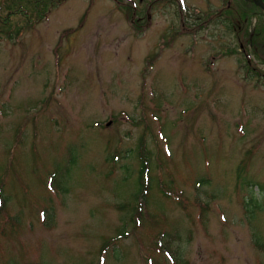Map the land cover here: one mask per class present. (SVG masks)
Segmentation results:
<instances>
[{"label": "rangeland", "instance_id": "obj_1", "mask_svg": "<svg viewBox=\"0 0 264 264\" xmlns=\"http://www.w3.org/2000/svg\"><path fill=\"white\" fill-rule=\"evenodd\" d=\"M258 8L0 0V264H264Z\"/></svg>", "mask_w": 264, "mask_h": 264}, {"label": "trees", "instance_id": "obj_2", "mask_svg": "<svg viewBox=\"0 0 264 264\" xmlns=\"http://www.w3.org/2000/svg\"><path fill=\"white\" fill-rule=\"evenodd\" d=\"M264 1V0H263ZM227 6L226 7H224L225 8V10H229V9H232L234 6H230L229 7V5H230V3H227L226 4ZM236 5V4H235ZM239 6L237 5V8H238ZM240 9V8H239ZM225 10H223L222 9V11L220 10V11H216V13L217 12H219V13H217L215 16H213V17H217V19H219V15L220 16H223V14L224 15H226V12H225ZM242 10V9H241ZM258 10L260 11V13H262L263 14V16H264V10H262V9H260V8H258ZM45 13H46V11H44ZM249 13V12H248ZM46 14H44V16H45ZM241 16V18H243V27L245 28L246 27V25H247V22H248V20H247V18L249 17L248 15H245V14H243V15H240ZM259 19H261V18H259ZM206 20H203V21H201V22H199V23H193V25L196 27V28H198V29H202V28H204V26L203 25H205L206 24ZM236 22H237V24L239 25L240 23V21L239 20H236ZM262 31V30H261ZM261 31L260 32H257V31H254V36L255 35H258V34H260L261 33ZM252 35V34H251ZM250 35V39H249V41L248 42H251L252 44H253V35L251 36ZM241 36H242V34H241ZM240 48H242L243 49V52H244V58H245V60H246V62L247 63H249V60H251V58L253 57V55H251L250 53H248L247 52V50H249L250 48L249 47H244L243 45H240ZM246 52V53H245ZM264 64V63H263ZM250 68L248 67V69L246 70V78H249V74H250ZM257 77L259 78V76L257 75ZM138 153H139V158H140V164H141V166H140V173H139V180H138V184H137V188H136V190H135V193H134V195H135V198H137V197H140L141 199H140V202H142V200L144 199V198H146V196H147V194H148V190L151 188V184H150V178H149V176H148V167H147V164H146V159H145V156L146 155H148L149 153L144 149V147H143V145H142V142L140 143V145H139V148H138ZM69 154H71V152L69 151ZM55 176V177H54ZM54 176H52V179L50 180V183H49V186H46V189L49 191V192H53V193H64V192H66V182L68 181V179H69V176H70V170H69V168L68 167H63V170L59 173V176H58V178L56 179V174L54 175ZM55 180H56V185H55ZM204 181H206V180H201L200 182H198L197 183V187H199L200 186V184L201 183H204ZM54 185H55V187H54ZM160 185H162V184H160ZM161 188V187H160ZM169 195H171V194H169ZM5 201V199H3V201H2V206L1 207H3V202ZM141 206V205H140ZM121 207H123V206H121ZM135 210V209H134ZM142 209L140 208L139 209V211H141ZM137 221V223H139V221L138 220H136ZM122 227H124V226H122ZM122 227H121V229L119 230V233H120V236L119 237H121L122 235H127V234H124L123 232H122ZM160 238V240H161V237H162V235H160L159 236ZM256 243V242H255ZM259 245V244H258ZM260 246V245H259ZM105 250V249H104ZM165 253H168V254H170L168 251H164ZM177 253H178V251H177Z\"/></svg>", "mask_w": 264, "mask_h": 264}, {"label": "water", "instance_id": "obj_3", "mask_svg": "<svg viewBox=\"0 0 264 264\" xmlns=\"http://www.w3.org/2000/svg\"><path fill=\"white\" fill-rule=\"evenodd\" d=\"M255 4L259 7H261L262 9H264V3L262 0H254ZM109 125V124H107Z\"/></svg>", "mask_w": 264, "mask_h": 264}]
</instances>
